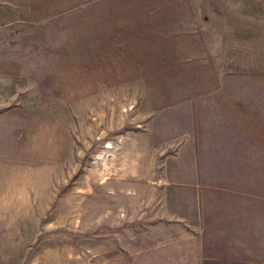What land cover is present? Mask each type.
Segmentation results:
<instances>
[{
    "label": "rangeland",
    "instance_id": "1",
    "mask_svg": "<svg viewBox=\"0 0 264 264\" xmlns=\"http://www.w3.org/2000/svg\"><path fill=\"white\" fill-rule=\"evenodd\" d=\"M221 84L264 87V0H0V264H191L141 213L164 193L109 174Z\"/></svg>",
    "mask_w": 264,
    "mask_h": 264
},
{
    "label": "crops",
    "instance_id": "2",
    "mask_svg": "<svg viewBox=\"0 0 264 264\" xmlns=\"http://www.w3.org/2000/svg\"><path fill=\"white\" fill-rule=\"evenodd\" d=\"M217 89L219 99L156 113L148 131L164 144L159 159L110 172L109 183L139 181L164 193L141 213L148 229L163 232L157 250L172 262L264 264V87Z\"/></svg>",
    "mask_w": 264,
    "mask_h": 264
}]
</instances>
